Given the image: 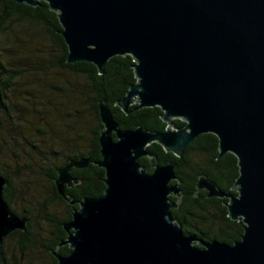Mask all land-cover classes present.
I'll use <instances>...</instances> for the list:
<instances>
[{
    "label": "water",
    "instance_id": "95a60500",
    "mask_svg": "<svg viewBox=\"0 0 264 264\" xmlns=\"http://www.w3.org/2000/svg\"><path fill=\"white\" fill-rule=\"evenodd\" d=\"M13 1H45L56 12L68 63L90 62L101 73L112 56L131 55L136 81L115 104L125 114L158 106L166 123L162 131L121 129L107 103L97 101L101 159L94 163L104 169L105 186L62 223L66 238L57 248L70 250L50 251L56 264H264V0ZM176 118L184 125L175 127ZM204 133L217 137L216 158L236 157L238 174L229 190L199 174L192 195L205 190L228 199L227 216L244 224L232 243L183 233L170 211L180 201L175 164H159L146 149L156 142L181 157ZM141 156L149 157L151 172ZM89 162L71 159L57 169L60 195L75 181L71 168ZM6 183L0 175V242L26 226L2 198Z\"/></svg>",
    "mask_w": 264,
    "mask_h": 264
},
{
    "label": "trees",
    "instance_id": "16d2710c",
    "mask_svg": "<svg viewBox=\"0 0 264 264\" xmlns=\"http://www.w3.org/2000/svg\"><path fill=\"white\" fill-rule=\"evenodd\" d=\"M13 17L18 18L19 21L28 19L29 22L42 26L45 32L52 29L55 34L54 42L61 49V56L55 62V66L67 69L68 72L82 77L85 81V86L80 84V87L72 86L65 81L63 89L65 93L70 94V103L77 112L72 124L75 127L83 126L84 110L79 108L83 106V108L88 107L91 109L90 114L92 113L95 125L90 130L91 134L87 146H78L77 150H72L57 167L63 165L70 158L86 157L94 161L100 159L98 136L102 124L98 116L97 101L99 100L107 103L121 129H133L139 125L149 130L162 131L165 129L166 123L161 119L162 111L160 107H142L125 114L115 104L119 98L124 96L129 85L136 81L132 68L134 60L131 55L112 56L106 61L102 72L99 73L97 67L90 62H66L67 46L61 35L58 34L61 25L56 12L48 7L47 2L39 1L36 6H29L24 3L17 4L13 0H0V28H3L4 24ZM3 84L1 83L0 87H3ZM69 113L70 115L73 114L72 112ZM173 122L175 127L184 125V121L181 119L176 118ZM68 126H71L70 122ZM217 141V137L212 133L200 134L185 147L181 157L165 151L156 142L149 144L146 149L156 157L159 164H166L170 161L175 164L174 172L179 182L180 201L178 206L171 208L170 211L172 217L181 224L183 233L192 234L202 241L215 238L222 242L232 243L240 239L244 224L240 220H231L227 216L225 202L228 199L207 197L205 196V190L199 191L197 195H192L199 174H205L223 190L230 189L238 174L237 159L232 153L227 152L216 158L218 152ZM190 153H194L197 158L203 155L200 167L191 159ZM138 161L144 169L151 170L149 160L141 159ZM57 167L49 174L51 182L56 175ZM73 173L76 175L78 183L73 188H67V192H70L75 200L83 196L102 194L105 186L103 168L91 163L88 168H74ZM0 175H2L1 172ZM53 188L55 197L60 199L61 203H64L62 197L55 191L54 184ZM230 192L235 193L232 190ZM169 198L177 200V197L173 195H170ZM65 205L67 206L66 215L54 217V219H58V229L60 230L58 238L54 240L52 245L54 248H56L59 238L66 234L61 224L71 218V206ZM197 245L202 247L199 244ZM69 250L68 246L59 248V251L63 254H67ZM53 260L55 263V259ZM0 264L4 263L0 261Z\"/></svg>",
    "mask_w": 264,
    "mask_h": 264
},
{
    "label": "rangeland",
    "instance_id": "374dc122",
    "mask_svg": "<svg viewBox=\"0 0 264 264\" xmlns=\"http://www.w3.org/2000/svg\"><path fill=\"white\" fill-rule=\"evenodd\" d=\"M60 56L61 49L53 38L42 26L28 19L19 21L13 17L8 20L6 29L0 28V62L7 70H20L19 75L12 78L10 86L13 91L7 90L10 101L19 99L14 103L15 106L20 105L19 110L14 115L12 112L11 117L0 110V123L3 124L0 127V170L12 180L16 190L13 205L18 210L29 201L45 204L43 200L50 189L44 174L46 163L59 164L78 146L86 147L90 130L95 125L91 109L83 106L79 107L84 110L83 126L72 124L77 112L70 103V94L65 93L63 87L65 81L76 87L80 84L85 86V81L56 67L55 62ZM3 77L0 72V84ZM34 88V93L42 101L37 102V98L32 105L25 100L34 95L29 93ZM69 122L71 126H68ZM191 159L200 167L203 155L197 158L192 153ZM39 215V218L33 219V226H38L40 235H46L45 219L42 217H62L66 215V210L61 202L54 201L49 204L48 210ZM33 256V264H51L48 255L41 250Z\"/></svg>",
    "mask_w": 264,
    "mask_h": 264
},
{
    "label": "flooded vegetation",
    "instance_id": "af4514ba",
    "mask_svg": "<svg viewBox=\"0 0 264 264\" xmlns=\"http://www.w3.org/2000/svg\"><path fill=\"white\" fill-rule=\"evenodd\" d=\"M7 27H8V22H6L4 24L2 29H6ZM46 33L48 35H50L54 41V36H55L54 31L52 29H49L48 31H46ZM58 34L61 35L59 31H58ZM0 67H1L0 72L2 73V77L4 76L3 80L1 79V83L5 84V85L3 84V87H0V110H3V112H2L3 114L6 113L10 116V114H12V112H13V115L16 114V112L19 110L20 105L15 106V104H14L16 101L19 102V99L10 101V99L7 98V90L11 89L10 84L12 83V78H16L19 75L18 71H20V70H18V71L13 70V69L7 70L4 67V65L1 64V62H0ZM64 70H67V69H64ZM57 87H58V89L60 88V90H62L61 87H59V86H57ZM12 89H13V87H12ZM12 89H11V91H13ZM35 90H36V88H34L33 91L29 92V93L34 94V95H31L30 99L27 98L25 100L28 103L30 102L32 105H34L36 103L37 98H38L37 102L42 101L34 93ZM9 109H10V111H9ZM1 126H3L2 123H0V127ZM1 143H2V140H0V146H1ZM71 159L77 160L79 158H70L69 160H71ZM100 159H101V156H100ZM141 159L142 160H145V159L149 160V157L148 156H141L138 160H141ZM69 160H67V161H69ZM89 161H90L89 162V165H90L91 163H94L98 160H96V161L89 160ZM66 162H64V164ZM46 164H47V166H46L44 174H45V178L48 181L49 188H50L48 190L47 197L45 198V200H43V202L46 205L45 204L39 205L38 203L32 204V201H29L25 205H23V207L20 210L16 209L13 205V203H14L13 198L16 196V190L13 188L12 180L7 174L3 173L0 170V172L2 173L1 176H3L7 180V183L4 185L3 190H2V198L8 204L10 210L13 213H15L18 217H22V218L26 219V223H25L26 226H25L24 230H20V229L16 228V229L12 230L11 232H9L5 237H3V239L0 242V261L3 262L4 264H33V261H34L33 254L34 253L36 254V252L39 250L45 252L48 255V257L51 260V264H56V258L52 254V252H50V251L56 250L58 253L63 254L59 251V248L61 246H68L67 244H63L59 248H57V245H56V248L52 247L54 240L58 238V235L60 232V230L58 229V223H57L58 219H54V217H42L43 219H45L44 222L46 224L45 227L47 229L46 235H43V234L40 235L37 232L38 226H33V219L39 218L40 217L39 213L45 212L46 210H48L50 203L53 204L54 201L61 202L60 199L55 197L53 184L55 187V191L57 192V194L60 197H62V199L64 200V203L71 206V212L74 208L78 207V202L85 196H83L82 198H80L78 200H75L73 198L72 194L70 192H67V188H73L74 185L78 183V179H77L76 175H74V173H73V169L77 168V167H73L69 171L70 175L73 178H75V181L71 180L70 184H65L64 192H65L66 197H64L58 193L55 182H54V179L57 176V170H56V175L53 178L52 182L49 179V174L52 173V171L54 170L55 167L58 166V164H54L53 162H49ZM63 165H61V166H63ZM89 165L87 167H82V168H88ZM58 168L59 167H57V169ZM151 170H152V168H151ZM151 170L150 171L147 170V172H151ZM70 200L75 201L74 204H70L69 203ZM28 203H30V205ZM64 203H62V204L64 205L65 210H67V206ZM34 212L38 213V215L36 216V214H35V216H34ZM61 226H62V224H61ZM62 228H63V226H62ZM63 230H64V228H63ZM65 238H66V234H65V236L59 238L58 243ZM53 259H55V263H54Z\"/></svg>",
    "mask_w": 264,
    "mask_h": 264
}]
</instances>
